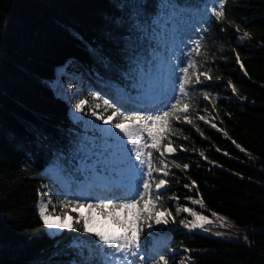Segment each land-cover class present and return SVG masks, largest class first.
<instances>
[{
    "label": "trees",
    "instance_id": "trees-1",
    "mask_svg": "<svg viewBox=\"0 0 264 264\" xmlns=\"http://www.w3.org/2000/svg\"><path fill=\"white\" fill-rule=\"evenodd\" d=\"M180 2L193 9L186 19L188 27H195L184 36L190 41L202 39L201 56L192 55L200 61L201 72L211 69L213 79L196 85L187 98L193 105V124L173 122L178 131L170 132L168 139L177 151L165 152L171 174L154 173L157 180H168L166 188L159 190L163 207L173 213L169 224L175 225L183 217L176 214V204L185 207L191 200L202 199L203 206L197 209L203 214L216 212L239 227L252 225L258 230L242 242L175 227L161 252L152 255L149 249L160 229L154 225L152 230L145 229L141 254L149 259L166 255L170 264H179L181 249L191 258L190 264H264V0H226L228 19L239 25L240 31L217 21L210 11L197 13L205 0ZM207 7L210 10L213 5ZM111 12L110 0H0V264H45L54 249L39 218L38 190L49 191L56 208L63 211L58 202L77 200L78 183L89 174V167L76 171L80 161L72 159L76 142L86 135L85 128L74 119L70 102L53 83L65 80L70 73L80 74L85 99L89 105L99 103L98 112H103V100L108 98L103 90H93L97 84L105 83L109 89L117 84L135 96L147 91V86L143 92L126 86L117 73L106 70L89 54V47L113 51L103 34L104 16ZM244 31L251 36L244 38ZM181 38L177 36V42ZM237 52L244 69L236 63ZM228 80L238 95L231 91ZM202 91L210 98L205 99ZM90 93H98L99 98L93 101ZM85 109L90 112L88 105ZM197 112L209 123L199 120ZM110 114L104 113L105 117ZM131 147L127 145L129 152ZM58 153L67 157L58 167L70 181L72 195H65L47 174ZM130 155L134 160V153ZM153 156L159 157V152L153 150ZM113 159L117 162L108 170L117 174L126 165ZM173 159L189 167L175 168ZM108 161L100 158L96 164L94 159L88 166L100 169ZM67 212L79 227L75 217L81 213L71 206ZM118 214L123 218L126 213L121 209ZM58 233L65 242L71 237L87 242L97 239L75 230ZM54 259L59 264L68 257Z\"/></svg>",
    "mask_w": 264,
    "mask_h": 264
},
{
    "label": "snow or ice",
    "instance_id": "snow-or-ice-1",
    "mask_svg": "<svg viewBox=\"0 0 264 264\" xmlns=\"http://www.w3.org/2000/svg\"><path fill=\"white\" fill-rule=\"evenodd\" d=\"M208 3L213 5L210 10L207 7ZM150 4L151 10H149ZM110 7L112 12L104 16L103 34L105 39L113 45V51H105L103 46L89 47V54L106 70L117 73L126 86L130 85L134 90L143 92L147 86L148 90H153L163 96L164 91L161 85L167 80L170 82L172 92L168 99L174 102L169 105L162 101L161 107L152 109L155 114L148 115L144 114V111L148 109L141 111L136 99L130 95L119 104L104 99L103 112L96 110L101 107L99 103L89 105L88 100L83 98L75 102L76 113H83L88 105L91 116L97 121L103 120L104 124L108 125V127L101 128L93 121L86 122L92 124L93 129H98L99 134L82 136L76 142L72 153V159L80 161V167L76 171L86 170L88 164L94 159L95 163L99 164L100 158L109 160V157H112L127 166L133 179L128 181L118 197L96 198L95 203L86 198L87 209L89 211L100 210V214L110 218L118 227V231L99 230L94 226L93 220L82 214L75 217L79 227L70 222L71 218L69 222H65L58 214L53 216L51 212H55L57 206L51 203V197H45L44 193L38 190L39 218L45 226L47 236L53 240L54 249L45 264H57L54 258L60 256H66L68 259L59 264H134L136 261L139 264H170L166 255L149 259L147 255L141 254L142 236L145 229L152 230L154 225H166L169 223V218L173 217V213L163 207V197L159 194V190L166 188L168 180L165 178L157 180L154 173H162L164 177L171 174L169 165L166 163L165 152L177 151L172 147L171 139H168L170 132L175 134L178 131L174 129L173 122L193 124L194 119L191 118L193 105L187 98L194 94L193 89L196 85L212 80L213 76L210 74L211 69L201 72L199 70L200 61L192 55L201 56L202 39L190 41L193 47L189 54H181L186 59V66L179 67V63L173 62L174 49L178 48L180 43H184L182 38L177 42V36L183 37L185 32L195 27L194 25L188 27L186 14L192 12L193 9L185 3H181L180 0H110ZM225 8L226 0H205L203 9L195 11L197 13L210 11L217 21L234 26L237 31H240L239 25L228 19ZM170 24L171 28H169ZM196 31L200 30L196 29ZM221 31H226V28H222ZM250 36V32H243L244 38ZM178 59L180 63L184 62V59ZM235 60L240 68L244 69L238 52ZM177 68H179V74H177ZM244 74L248 75L246 71ZM215 79L219 80L220 77L217 76ZM177 81L179 95L175 94ZM228 86L234 94L238 95V90L231 80H228ZM201 94L205 99L210 98L207 91H202ZM90 95L93 101L99 98L98 93H90ZM128 104L133 107H127ZM213 106H215L214 101ZM109 111L111 114L105 117L104 113ZM196 116L199 120L209 123L207 117L199 115L198 112ZM211 127L216 128V124L211 123ZM114 130H119V132ZM87 131L85 129V132ZM197 131L199 132V128ZM145 133H147V140L144 137ZM200 134L203 135V133ZM224 134L227 135L226 132ZM165 140L167 143L163 144L162 141ZM233 143L236 144L235 141ZM128 144L132 146L130 152L134 153V160L131 159L127 149ZM236 147L242 152L245 151L239 144H236ZM153 150L159 152V157L153 156ZM200 155L204 156V153L201 152ZM66 159V156L58 153L54 164L59 166L60 162ZM172 165L181 169L189 167L187 163L180 164L175 159L172 160ZM195 183L192 181L193 185ZM185 187L189 185L186 184ZM186 199L192 198L186 197ZM193 203L203 206L204 202L202 199H194ZM58 204L65 211L66 217L70 206L74 205L75 209L84 206L79 199L60 200ZM106 209L111 211L106 212ZM121 209L126 213L123 218L118 214V210ZM175 211L190 213L191 220L181 219L179 221L180 225L188 230L199 228L209 231L205 225L215 223L203 212L194 211L186 206L177 207ZM211 215L221 221L222 226L230 227L226 217H221L216 212H212ZM51 229L91 233L97 239L87 242L81 237H71L65 242L58 238L62 236V233L49 231ZM216 235L220 236L222 233L217 232ZM244 239L247 240L248 237L245 235ZM186 251L190 250L186 249ZM129 257L132 258L131 261ZM190 261L189 257L184 264H190Z\"/></svg>",
    "mask_w": 264,
    "mask_h": 264
},
{
    "label": "rangeland",
    "instance_id": "rangeland-1",
    "mask_svg": "<svg viewBox=\"0 0 264 264\" xmlns=\"http://www.w3.org/2000/svg\"><path fill=\"white\" fill-rule=\"evenodd\" d=\"M183 40H184V43H182L183 46H179V48H177L175 55H174V57H175L174 63H179V67H184L186 59H184V57H182L181 54L183 53V54L187 55L189 53V46L191 44L190 39L188 37H185ZM178 58L184 59V62L180 63ZM62 72H64V71L62 70ZM177 74H179V68H177ZM53 85H54L55 89L57 90V92L61 96L65 97L70 102V104L72 106L73 117L76 121H79L82 123L83 128L88 130L86 132L87 136H93V135L99 134L98 129H93V125L86 123L87 121H93L94 124L99 125L101 128L108 127V125L104 124L103 120L97 121L94 117H92L91 111L87 113L86 109H85L83 113H76L75 112V110H74L75 102L78 99H82V98L85 99V96H84V85L85 84H82V77L80 76V74L70 73L68 75V77H66L65 80L59 79L55 83H53ZM161 87L163 88V91H164L163 96H161L158 92H155L153 90L150 91L151 95H159V97H160L159 101L157 99V100H155V102H152V101L148 102L145 100H149L150 98H144L143 96H140V97L132 96L133 98L136 99V103L138 106L140 104H143V107L141 109H148V111H146L147 115L152 114L154 112L152 110L153 108L161 107L162 101L166 102L168 104H170L173 101V100L168 99V97L170 95H172L170 82H168L167 80L163 81ZM109 92L110 93H108V96L110 97V99L112 101H115V102L125 100L126 97L128 95H130L128 92L123 91V89H120V88L111 89ZM178 93H179V91H178V81H177V84L175 86V94L178 95ZM111 94H113V95H111ZM113 99H115V100H113ZM114 131L119 132V130H114ZM144 137H145V140H147V133L144 134ZM148 142L150 143V141H148ZM114 162L115 161L112 160V163H114ZM79 165H80V163H79ZM47 174H48L49 178L51 179V181L53 183H55L59 188H61L62 191L66 192V193L70 192V181L62 173V171L60 170V168L58 166L51 165L50 167H48ZM118 174H119L120 178L122 176L132 177L131 173H129V171L127 169V166L122 168V170ZM95 182H98V184L94 185ZM79 186H80V192L78 194V197L82 201H84L85 203H83V205H84L83 207H80L77 210L82 215H84L85 217H88L91 220H93L94 226L97 227L99 230L111 229L113 231H118V227L113 224V222L111 221L110 218H106L105 216L101 215L97 209H92L91 211H89L87 209L86 198L90 199L91 201L92 200L96 201V198H103L105 195H108V197L111 198L115 192H121L122 193L124 190V187L118 188L114 183L108 182L106 177H104L103 175H101L99 173H96L93 170L91 171L90 177L85 182H83V181L79 182ZM103 189H106L107 193H104ZM44 195H45V197L53 198L52 194L49 193V191L45 192ZM51 203L53 205H55V202L53 201V199L51 200ZM177 207H184V206L180 205V204H176L175 209ZM186 207L192 208L194 211H197V212H200V210L197 208H200V209L202 208L201 205L194 204L193 200H191L189 203V206H186ZM71 208L74 209L75 207L71 206ZM50 212H51V207H50ZM51 214L53 216L58 214L61 217V219L65 220V222H69V218H71L70 222H72V216L68 213V215L66 217L64 210L62 211V210H58V208H56V211L51 212ZM176 214L177 215H183V217H181V219H188V220L192 219V216L190 215V213H187V212L181 211L180 213L176 212ZM204 215H207V214H204ZM207 216H209L210 219L215 221V223H213V224H206L205 225V228L209 229V231H205L204 229H199V228L194 229V230H188V229H185L182 225H180L179 222L176 223L175 225L169 224V223L166 225L160 224L159 225L160 229L158 230V232L155 233V236H154L155 246L152 250V253H158L159 251L161 252L162 247L166 245L167 241L170 238L171 231L175 227H179L183 232H186V233L199 231V232H203L205 234H210V235L215 236V237L220 238V239H226V240H231V241H242V242L247 241L244 239L245 235L247 236V234L252 233V232H256L258 230L257 227L252 226V225L248 226V227H239L232 220L228 219L227 217H226L227 223L230 225V227H224V226H222L221 221L217 220L216 217H213L211 214L207 215ZM221 217H224V216H221ZM49 231L59 232L61 230L60 229H51ZM217 232L222 233V235L217 236L216 235ZM178 252H179V261H178L179 264H184L185 261H188L186 254L181 249H179ZM137 264H139V262Z\"/></svg>",
    "mask_w": 264,
    "mask_h": 264
},
{
    "label": "bare ground",
    "instance_id": "bare-ground-1",
    "mask_svg": "<svg viewBox=\"0 0 264 264\" xmlns=\"http://www.w3.org/2000/svg\"><path fill=\"white\" fill-rule=\"evenodd\" d=\"M95 184H98V182H95L94 185H95Z\"/></svg>",
    "mask_w": 264,
    "mask_h": 264
}]
</instances>
